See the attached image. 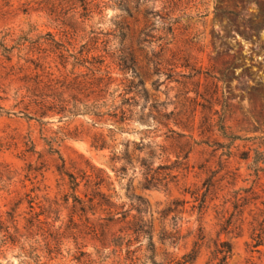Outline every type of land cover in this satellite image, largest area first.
Masks as SVG:
<instances>
[{"label":"rangeland","instance_id":"obj_1","mask_svg":"<svg viewBox=\"0 0 264 264\" xmlns=\"http://www.w3.org/2000/svg\"><path fill=\"white\" fill-rule=\"evenodd\" d=\"M38 76L94 91L41 113ZM222 242L264 264V0H0V264H217Z\"/></svg>","mask_w":264,"mask_h":264},{"label":"trees","instance_id":"obj_2","mask_svg":"<svg viewBox=\"0 0 264 264\" xmlns=\"http://www.w3.org/2000/svg\"><path fill=\"white\" fill-rule=\"evenodd\" d=\"M58 83H59L58 81L54 82L53 80H43L42 78H40V76H38V85H37L38 86V111H41V113H44L46 110H49V109H54L57 111H63L66 109V102H65V99H63L62 97L63 92H64L63 89L70 90L72 93L71 95L72 98H75L78 94H83L86 91H89V94L93 93L94 91L93 89H91L93 83L89 81L80 82L74 79V81H70L68 83H65V82H61L60 84ZM47 97H51L52 100H49ZM73 107L75 108L76 105L74 104ZM85 107H89V106L85 104ZM75 112H77V110ZM92 113L96 116H102L104 114V113L94 112V111ZM124 114L125 112L122 111L121 115L116 121L122 122L126 119H129ZM109 115L116 117L117 113H113ZM96 141L98 143L100 140H96ZM103 145H104V142H102L101 144H97L96 147L103 148ZM147 185H150V182H147ZM136 198L141 199L140 196H137ZM137 211L138 213H142L145 211V209L142 210V209L137 208ZM122 217H123L122 220H124L127 217V215L123 214ZM129 229L132 231V233L136 235L135 239H138L140 235L149 234L150 223H147L141 217H137V218H134V220L130 223ZM221 247L222 249H217L215 251L216 258L218 255H220L219 261L217 264H225L226 259L231 251L230 244L227 242H222ZM189 259H192V257H189Z\"/></svg>","mask_w":264,"mask_h":264}]
</instances>
